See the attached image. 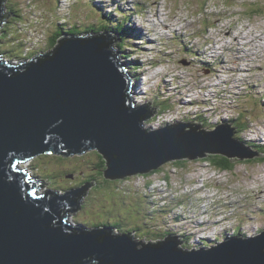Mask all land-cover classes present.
I'll use <instances>...</instances> for the list:
<instances>
[{
    "label": "rangeland",
    "instance_id": "1",
    "mask_svg": "<svg viewBox=\"0 0 264 264\" xmlns=\"http://www.w3.org/2000/svg\"><path fill=\"white\" fill-rule=\"evenodd\" d=\"M4 1L18 12L0 27V52L7 51L13 64L43 55L59 32L107 25L122 39L116 50L132 78L131 100L156 112L147 130L195 123L210 131L232 125L234 117L249 126L244 133L234 128L233 138L243 133L264 147V0H65L68 17L58 0ZM93 152L38 156L21 166L44 189L62 194L94 184L80 210L70 214L73 227L113 226L116 234L133 233L148 243L177 238L185 250L214 248L238 231L247 239L264 230V164L256 163L261 157L237 161L232 172L199 158L109 181L97 175L96 155H88Z\"/></svg>",
    "mask_w": 264,
    "mask_h": 264
},
{
    "label": "water",
    "instance_id": "2",
    "mask_svg": "<svg viewBox=\"0 0 264 264\" xmlns=\"http://www.w3.org/2000/svg\"><path fill=\"white\" fill-rule=\"evenodd\" d=\"M111 36L68 34L24 64L0 61V264H264V230L214 248L185 250L177 238L148 243L109 226L73 227L69 215L80 210L94 184L62 194L23 171V163L38 156L93 150L106 160L109 180L208 155L232 162L262 157L233 138L232 125L147 130L155 112L149 103L133 107L130 84L111 49L117 37Z\"/></svg>",
    "mask_w": 264,
    "mask_h": 264
},
{
    "label": "trees",
    "instance_id": "3",
    "mask_svg": "<svg viewBox=\"0 0 264 264\" xmlns=\"http://www.w3.org/2000/svg\"><path fill=\"white\" fill-rule=\"evenodd\" d=\"M6 9H7V11H6V15H5V18L3 19L4 21L2 22V24H1V26L3 25V24H5L8 20H13L14 18H16V17H18V15H17V11H15L14 9H12V7H9V5H7L6 6ZM251 13H253V15L254 16H257V14H259V11H255V10H251ZM104 18H106V19H108V17H105V15H104ZM123 23H125L124 21H122L121 22V26H120V28L121 29H123L124 30V24ZM126 23H128V22H126ZM0 26V27H1ZM88 26H91V25H88ZM88 29V31H85V32H80V31H76V29L77 28H73V31H71L72 33H78V35H81V36H90V35H96L97 33H102V32H108V30L107 29H110V30H114V29H111V28H108V26L107 25H104V30H97V31H95V30H89V27H87ZM91 28V27H90ZM115 31V30H114ZM64 31H62V33L61 32H59V34L57 33V35H58V37H53L52 38V40H51V42H50V47L52 48V47H54L55 45H57V43L59 42V39L60 38H62L63 36L65 37V36H67L68 34L69 35H72V34H70V32L68 33V32H65L64 34ZM114 33V32H113ZM62 34V35H61ZM121 34V32H119L118 33V36ZM59 38V39H58ZM116 39H119V40H122V39H120V38H116ZM118 40V41H119ZM117 41V42H118ZM116 46L117 45H115L114 46V48L115 49H117L116 48ZM123 48V47H122ZM133 69H136L137 70V68H133ZM248 97H250V95L248 96ZM157 104V103H156ZM194 104H197V102H195ZM161 106H165V107H163V109H166V108H168V103L166 104V102H164L163 104H161ZM244 116H245V113L243 114ZM199 122V121H198ZM230 123L232 124V128L234 129V128H236V132H238L239 133V131H238V129H240L241 130V132H243L244 133V131H246L247 130V128H248V126H249V124H248V122L246 121V120H242V122H240V121H238L237 119H235L234 117L233 118H231V121H230ZM203 127V126H202ZM242 133V134H243ZM242 134H240V136L239 135H235V137H236V139H238V141L239 142H241V143H243L245 146L247 145L249 148L250 147H252V148H254V149H256L259 153H262V157L260 158V160H258V162H256V163H258V164H264V147H261L260 145H253L252 143H250L247 139H245L243 136H242ZM93 153H94V155H93ZM93 153H89L88 155H90L91 157H93V156H95V158H96V161L98 162V164L96 165L97 167V175H99L100 176V179L101 178H103L104 180H109V179H107L106 177H105V175H104V173H105V170H106V168H107V166H106V160L104 159V157L101 155V154H99L98 152H93ZM46 157H47V155H45ZM43 157V156H42ZM48 157H50V156H48ZM58 158H63V159H66V158H64V157H58ZM206 160L207 161H209L210 163H211V165L213 166V167H215L217 170H219V171H223V172H232L233 170H235V167H236V164L238 163L237 161H240V159H238V158H235V160L236 161H234V162H232L229 158H226V157H224V156H222V155H208L207 157H206ZM252 161H254V160H252ZM183 162H185V161H177L176 163L177 164H179V163H183ZM243 162H245V161H243ZM50 179H52V178H50ZM93 179H95L94 177H93ZM92 179V180H93ZM110 181V180H109ZM234 235H236V236H239V235H241V234H239V231L236 233V234H234ZM167 237V236H166Z\"/></svg>",
    "mask_w": 264,
    "mask_h": 264
},
{
    "label": "bare ground",
    "instance_id": "4",
    "mask_svg": "<svg viewBox=\"0 0 264 264\" xmlns=\"http://www.w3.org/2000/svg\"><path fill=\"white\" fill-rule=\"evenodd\" d=\"M57 4H58V8H59V10L62 12V14H66L67 16L66 17H68V15H71L72 16V14H71V7H70V5H68L67 4V2L65 1V0H58L57 1ZM35 5V4H34ZM69 10H68V9ZM70 11V12H69ZM64 21H66V19L64 20ZM60 22H63V21H60ZM63 24V26L66 24V22H63L62 23ZM108 33V35H110L109 34V32H102V33H97L96 35L97 36H103L104 34H107ZM79 37H82V38H85V37H87V36H81V35H79ZM111 37H114V36H111ZM254 37V36H253ZM260 40L263 42V44H262V46L264 45V37L263 38H260ZM116 41H118L117 39H116ZM220 42V41H219ZM117 44V42H115V43H111V49H113V52L114 53H116V54H118L116 57H115V60L117 61V64H118V66L119 67H121L120 69L122 70V75L123 76H125L126 77V79H127V81L129 82V86H130V89H129V91H128V96H129V98H130V92H131V84H132V78L130 77V76H128V74H127V72H126V70L124 69V64L122 63V62H120V59H119V56H120V53L114 48V46ZM57 45L59 46L60 45V43H57ZM23 48V47H22ZM45 53V52H44ZM0 61H1V59H0ZM133 84H135L134 82H133ZM131 99V98H130ZM132 101V100H131ZM132 105H133V107H136L135 105H134V103H133V101H132ZM152 112H154V111H152ZM155 114H156V112H155ZM152 118V117H151ZM150 118V119H151ZM150 119H148L147 121H149ZM146 121V122H147ZM145 122V123H146ZM181 125H182V123H180ZM179 123H173V125H168L167 124V126L165 127V128H160V129H157L156 130V132H158V131H161V130H164V129H166V128H170V127H174V126H178V125H180ZM190 128H188L187 130H189ZM149 132H153V131H149ZM186 132V131H185ZM94 151V150H93ZM89 152H91V151H89ZM130 177H127V178H125V179H129ZM84 227H86V225H84ZM109 227H112L113 229H114V231L115 230H117L118 228H116V227H113V226H109ZM88 228H91V227H88ZM86 231H87V229H86ZM116 232V231H115ZM121 232V231H120ZM122 233V232H121ZM132 235H133V233H132ZM261 235V234H260ZM259 235V236H260Z\"/></svg>",
    "mask_w": 264,
    "mask_h": 264
},
{
    "label": "clouds",
    "instance_id": "5",
    "mask_svg": "<svg viewBox=\"0 0 264 264\" xmlns=\"http://www.w3.org/2000/svg\"><path fill=\"white\" fill-rule=\"evenodd\" d=\"M5 9H6V7H5ZM70 34H72V35H76V36H79L78 35V33H72V32H70ZM59 39V38H58ZM3 56H5L4 54H3V52H0ZM6 57V56H5ZM4 59H8V58H4ZM3 60V59H2ZM31 59H29L28 61H26V62H29ZM24 63V62H23Z\"/></svg>",
    "mask_w": 264,
    "mask_h": 264
},
{
    "label": "flooded vegetation",
    "instance_id": "6",
    "mask_svg": "<svg viewBox=\"0 0 264 264\" xmlns=\"http://www.w3.org/2000/svg\"><path fill=\"white\" fill-rule=\"evenodd\" d=\"M3 54L6 56V57H8V52L6 51V52H3Z\"/></svg>",
    "mask_w": 264,
    "mask_h": 264
}]
</instances>
